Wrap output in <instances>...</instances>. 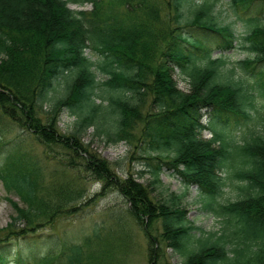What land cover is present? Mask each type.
Instances as JSON below:
<instances>
[{
	"label": "trees",
	"instance_id": "trees-1",
	"mask_svg": "<svg viewBox=\"0 0 264 264\" xmlns=\"http://www.w3.org/2000/svg\"><path fill=\"white\" fill-rule=\"evenodd\" d=\"M216 1L0 0V133L2 120L10 119L34 133L45 152L56 148L68 157L48 187L40 159L21 137L0 160L3 187L24 203L10 199L15 214L0 237V264H116L114 248L105 251L110 242L103 235H111L97 224L58 250L35 255L26 246L28 254L17 250L8 261L5 238L14 234L32 245L28 233L39 220L52 221L82 197L76 177L68 178L65 169L99 181L100 192H119L139 224L142 217L147 226L159 218L160 241L184 256L183 264H264V66L258 87L242 85L244 79L226 67L225 53L238 38L232 23L213 14ZM252 1L231 4L244 10ZM69 3H91V9H71ZM244 26L240 44L254 57L241 64L254 70L264 61V24L250 15ZM216 49L220 53L212 57ZM175 70L188 90L177 87ZM62 111L74 116L67 132L57 127ZM90 127L108 143L138 149L150 183L167 166L184 188L195 185L200 209L223 218L221 232L205 234L185 219L181 194L155 204L130 173L117 176L82 140ZM203 130L211 137H202ZM233 185L240 193L232 199L225 187ZM151 244V264H170Z\"/></svg>",
	"mask_w": 264,
	"mask_h": 264
},
{
	"label": "rangeland",
	"instance_id": "rangeland-1",
	"mask_svg": "<svg viewBox=\"0 0 264 264\" xmlns=\"http://www.w3.org/2000/svg\"><path fill=\"white\" fill-rule=\"evenodd\" d=\"M263 3L262 0H253L248 5L247 9H238V11H236L238 13H236L230 0H217L212 12L219 22L224 21L232 23L237 34L242 35L245 30L244 19L248 18L250 15L253 17L258 16L260 21L264 24ZM69 6L73 9L81 8L89 10L91 8V4L80 7L73 4ZM231 55L228 67L233 68L236 77L241 75L249 80V84L258 85L259 75L257 72L262 68V65H264V61L262 64L254 63L255 65L253 64V67H255V69L252 70V66L251 68L250 66L241 68L242 66L240 67L237 64L239 60L245 57L252 60L254 57L252 53L237 50ZM101 76L98 78L101 79ZM173 77L177 83V87L185 91L188 90V85L179 78L176 70L173 72ZM255 78L257 81H255ZM244 81L245 80H243V82ZM259 88L261 91V87ZM251 91L254 92L256 100H261V96L260 94L258 95L259 92L257 89L253 88ZM73 120V115L63 111L61 115H59V121L57 122L59 131L67 132L71 128L74 122ZM41 123L44 124V120H41ZM1 124L5 128L2 130L3 132L0 133V142H2L0 147V160H2L5 153L11 151L13 143H15V141L17 142L16 137H21L26 148L30 147L31 153L40 159L41 164L38 165L41 167L40 174L43 176L45 186L48 187L50 185L51 176L56 174L57 169L62 172L65 157L63 159L60 155H57L56 148H52V152L49 150L45 152V147L33 138L35 137L34 133H25V131L18 128L17 124L12 120L3 119ZM203 136L208 137V134L205 132ZM82 140L88 142L89 148L95 151V153L98 152L111 163L117 176L125 177L130 173L137 181L147 187L149 196L155 204L168 200L172 193L181 194L178 200V207L185 216V219L189 220L201 229V231H204L205 234L210 232L219 234V232H221L223 218L213 213L202 211L199 206L197 187L195 185H190L188 188H184L181 185L179 177L173 174L172 169L163 166L159 172V181L153 184L150 183L152 176L149 174L146 162L140 157L138 149H135L134 146L122 142L118 144H109L101 137L93 134L91 128L83 134ZM49 157L51 158L49 159ZM32 160L34 161L35 159ZM52 167L54 170L50 174L49 172ZM65 173L68 178L75 177V173L72 170L66 171ZM81 176L82 178L77 181L76 184L80 186L82 197L79 200L68 202V204L63 207L66 211L63 214H57V216L51 219L52 221L41 223L39 220V223L35 226L36 229L30 231L29 240L32 242V245H24V239L21 238H19V240L11 239L7 243L10 256L17 250L21 251L23 255L28 254L26 246L32 247V250H35V252H33L35 255L36 253L37 255L44 254L52 249L58 250L63 238L76 241V237H82L84 230L89 232L91 225L97 224L106 229L111 235L110 237L105 234L103 235V238H106L105 243L108 244L110 242L105 251H110L114 248L112 252L114 263L116 264H151L155 259L153 258L151 261L149 253L151 242V246L157 249L159 245V249L165 255L163 257L165 259L167 258L170 264H183L185 257L172 247H168L165 241H160L159 234L162 232V223L159 218L152 223L150 220L149 226H147V218L145 219L142 217L144 223L143 225L139 224L130 216L129 205L119 192L113 190L100 192V182L93 180L85 173H82ZM225 193L233 199L240 192L233 185L226 186ZM10 199L16 202L18 206H23L24 204L17 195L9 194L0 182V237L5 236L9 227L7 224L11 221V216L15 214ZM74 206H77L76 211H72ZM41 221L44 220L41 219ZM19 225L22 227L23 222ZM197 231L198 229L194 230L193 234H196ZM79 234L80 236H76ZM197 235L199 234H196V236ZM154 242H157V244H153ZM9 260H12V258L10 257ZM159 262L161 263V260H159Z\"/></svg>",
	"mask_w": 264,
	"mask_h": 264
}]
</instances>
